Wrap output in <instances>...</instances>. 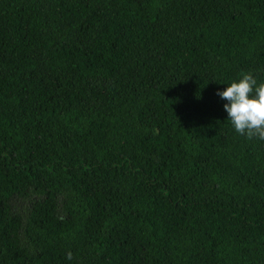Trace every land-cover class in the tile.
<instances>
[{
    "label": "trees",
    "instance_id": "trees-1",
    "mask_svg": "<svg viewBox=\"0 0 264 264\" xmlns=\"http://www.w3.org/2000/svg\"><path fill=\"white\" fill-rule=\"evenodd\" d=\"M247 72L264 0H0V264H264Z\"/></svg>",
    "mask_w": 264,
    "mask_h": 264
},
{
    "label": "clouds",
    "instance_id": "clouds-1",
    "mask_svg": "<svg viewBox=\"0 0 264 264\" xmlns=\"http://www.w3.org/2000/svg\"><path fill=\"white\" fill-rule=\"evenodd\" d=\"M217 95L227 101L223 106L227 120L237 133L248 139L264 140V82L257 84L252 73H241L239 79H233ZM67 258L72 259L70 251Z\"/></svg>",
    "mask_w": 264,
    "mask_h": 264
}]
</instances>
